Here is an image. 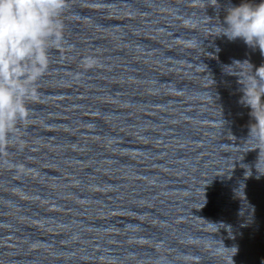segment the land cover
<instances>
[{
	"label": "water",
	"instance_id": "obj_1",
	"mask_svg": "<svg viewBox=\"0 0 264 264\" xmlns=\"http://www.w3.org/2000/svg\"><path fill=\"white\" fill-rule=\"evenodd\" d=\"M0 264H209L118 216L0 171Z\"/></svg>",
	"mask_w": 264,
	"mask_h": 264
},
{
	"label": "clouds",
	"instance_id": "obj_2",
	"mask_svg": "<svg viewBox=\"0 0 264 264\" xmlns=\"http://www.w3.org/2000/svg\"><path fill=\"white\" fill-rule=\"evenodd\" d=\"M68 8L69 0H0V150L15 139V132L29 118V105L38 96L37 84L50 66V51L64 44L63 18ZM226 11L216 36L242 39L264 56V0H244ZM94 63L92 58L84 59L86 66ZM234 64L242 66L237 75L243 93L240 103L251 109L255 121L249 126L247 141L255 144L250 150H259L255 162L259 179L264 176L258 167L264 158V64L255 70L247 60ZM245 166L251 176V168Z\"/></svg>",
	"mask_w": 264,
	"mask_h": 264
}]
</instances>
